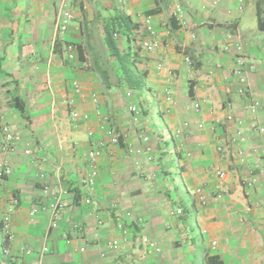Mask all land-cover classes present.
<instances>
[{
    "label": "crops",
    "instance_id": "crops-1",
    "mask_svg": "<svg viewBox=\"0 0 264 264\" xmlns=\"http://www.w3.org/2000/svg\"><path fill=\"white\" fill-rule=\"evenodd\" d=\"M61 1L0 0V116L11 128L17 148L6 158L13 174L0 182V214L9 198L17 200L10 221L11 253L1 257L3 264H35L48 217L30 218L28 213L44 201L43 183L68 187L77 182L89 148L86 132L91 129L96 138L106 137L95 131L92 104L73 94L74 79L85 94L100 98L107 126L120 132L122 142L109 146L99 159L91 206L83 205L80 187L74 196L67 195L57 228L47 234L50 253L44 264H193L209 255H217L222 264H264V175H259L264 170V139L249 131V118L239 111L244 101L257 100L256 124L264 127V5L257 16V0H243L241 10L237 0H219L214 6L211 0H65L72 19L64 33H57L54 22ZM175 3L184 7V28L171 18ZM117 13L138 25L130 40L113 37L119 51L132 54L137 71L144 75L143 91L129 90L140 108L137 124L127 111L128 90L118 82V64L103 43V28ZM145 16H151L157 32L158 45L151 52L141 45L148 40L142 33ZM236 42L242 43L247 63L254 68L244 97L237 94L229 73L236 52L232 46L224 51ZM67 43L75 47V62L66 59ZM183 56H189L190 65ZM158 64L161 74L156 73ZM96 69L108 71V89ZM13 95L23 100L24 115L9 107ZM69 99L75 110L90 114L88 122L70 121ZM230 110L247 126L249 140L244 144L231 142L235 128L225 121ZM184 121L204 122L206 128H184ZM211 125L216 126L214 133ZM142 135L149 138L151 160L143 152ZM23 148H30L36 159L24 156ZM130 148L142 152L131 153ZM238 149L244 152L243 162L236 157ZM216 168L227 174L221 200L212 192ZM252 176H258L256 186L245 188L243 182ZM197 186H203L208 197L203 207L192 195ZM176 207L187 209L186 220L174 215ZM95 216L102 225L96 224ZM118 222L129 228V235L117 231ZM141 233L160 251L143 249L136 239ZM111 239L119 242L115 251L105 247ZM211 241L217 242L215 248ZM23 248L33 254L22 255Z\"/></svg>",
    "mask_w": 264,
    "mask_h": 264
},
{
    "label": "built area",
    "instance_id": "built-area-1",
    "mask_svg": "<svg viewBox=\"0 0 264 264\" xmlns=\"http://www.w3.org/2000/svg\"><path fill=\"white\" fill-rule=\"evenodd\" d=\"M219 0H211L212 5H216ZM243 0H237L238 9H242ZM171 18H173L181 28H184L187 19H186V13L184 10V7L181 3H175L172 6L171 10ZM72 19L71 13L68 11V8L66 7L65 0L61 1L59 12L57 13L55 17L54 22V28L57 33H64L67 30V26L69 22ZM142 33H145L148 37V40H143L141 42L142 48L146 52L153 51L157 45V32L153 28L151 16H145L143 20L142 25ZM113 37H116V33L113 34ZM231 46L233 47L235 53L234 62L232 67L230 68V75L234 79L236 85H237V94L240 96H246L248 94V73L251 72L254 68L252 65L247 63V58L243 54V45L241 42H236L234 44H230L229 46H226L224 48V51H228ZM66 50V59L68 62H75L76 61V55H75V47L73 44L68 43L65 45ZM183 61L185 64L190 65L191 59L189 56H183ZM49 63V62H48ZM163 71V67L161 64H158L156 66V73L161 74ZM172 74L168 73V77H171ZM71 88L73 94L78 97V99L81 102H89L92 104L94 108V115L97 118V123L95 126V131L100 132L103 134H106L105 138H96L94 130L89 129L86 132L87 138L89 139V148L85 154V160L84 164H82L81 167V174L79 177V180L75 183H71L68 185V187L63 186H57L54 183L50 182H44L41 189H40V196L43 198V202L33 205L29 210V217L34 218L37 214H44L48 217V222L46 226V232L42 237L43 244L36 252V261L35 264H44L43 258L45 255L50 253V250L45 244V240L47 238V234L57 228V218L59 214L65 209L67 206L66 197L67 195L74 196V190L76 188H81L84 190V195L81 198V201L83 205L85 206H91V196L95 192L97 181L99 177V159L101 158L103 152L109 147V146H118L120 144V132L116 131L114 128H108L107 126V118L102 113V108L100 104V98L94 94H85L82 90V85L80 81L74 79L71 81ZM124 98L127 102V111L130 115L131 121L133 123L139 122L140 117V108L136 99V96L131 91H127L124 94ZM166 100H169V96ZM51 110L55 108V102L52 97L51 101ZM67 107L69 108V119L72 123H76L78 121L82 122H88L90 119V114L87 112H79L74 109V100L69 99L66 102ZM259 102L257 100L252 101H244L239 111L246 114V116L249 118V124L248 127L245 125L244 121L241 120V118L236 117L233 112L230 110L226 116L225 121L227 123H230L234 126L235 130L233 133V136L231 138V142L238 143V144H244L249 140V135L246 132V127L249 128V131H251L255 136L263 138L264 139V127L259 126L256 124V114L257 110L259 108ZM194 112L198 113L199 108L198 106L193 107ZM107 126V127H106ZM193 126V128L197 131H202L206 128V125L204 122H198L195 124H191L189 121L182 122V127L184 128H190ZM209 130L214 133L216 130L215 125L209 126ZM180 130L179 128L175 131V134H179ZM0 135H1V141H0V154L4 155L3 158L0 159V182L8 179L12 174V167L8 161L9 156L14 155L17 152V148L15 146V140L13 136V132L8 124H6L3 120V117L0 116ZM141 142L146 145L143 152L146 153L148 160L152 159L153 150L148 145L149 138L147 135L140 136ZM59 147L61 149V145L59 144ZM216 150L219 152L222 150V144L221 142H218L216 145ZM131 153L139 154L142 152L140 148H130ZM21 153L24 156H27L29 158H32L35 160V155L33 154L32 150L30 148H23L21 150ZM236 157L239 160V162L244 161V152L241 149H238L236 151ZM60 172V169L58 170ZM259 175H264V170H259ZM213 176L216 180V184L212 190L213 196L217 200H221L226 195V190L223 188V182L227 177V174L224 170L216 168L213 171ZM40 178L44 179L45 175L40 174ZM258 181V176H252L249 177L247 180L243 182V186L245 188H253L256 186ZM192 195L196 201V204L198 206H204L207 202V195L203 188V186H197L192 190ZM9 206L0 214V228H1V239H0V264H3L1 257L2 256H9L11 253V243L14 239V234L10 231V221H11V215L13 212V208L15 205H17V200L13 197L9 198ZM181 207H176L174 210V215L178 216L181 214ZM95 221L98 226L102 225V220L98 216H95ZM77 229H81L80 226H76ZM116 229L118 232H120L124 237L129 235V228L124 226L123 223L118 222L116 224ZM202 233H205V230L202 231ZM139 244L145 249L146 251L150 252H159L160 248L157 246V244L151 240L149 237H147L144 233L138 234L136 237ZM217 242L211 241L210 247L215 248ZM105 247L110 251H115L119 247V242L116 240H108L105 243ZM81 252L84 251V248L80 249ZM21 254L24 256H31L33 254L32 250L29 248H23L21 249ZM104 257V253L101 255Z\"/></svg>",
    "mask_w": 264,
    "mask_h": 264
},
{
    "label": "trees",
    "instance_id": "trees-1",
    "mask_svg": "<svg viewBox=\"0 0 264 264\" xmlns=\"http://www.w3.org/2000/svg\"><path fill=\"white\" fill-rule=\"evenodd\" d=\"M262 5H264V0H257L256 3L257 16H259V14L261 13ZM137 27L138 25L134 23L128 15L124 13L114 14L113 16H110L108 18L103 28L104 29L103 43L107 49L108 56L113 57L118 64V69L120 74L118 82L122 84L123 88H125L126 90L128 91L132 90L139 93L144 89V85L142 83L144 75L139 74V72L137 71L132 54L120 52L116 44V41L113 38V34L116 33L119 35H123L126 39H129L130 33L132 32V30H134ZM78 56L79 58L81 57L80 54ZM96 71L100 76L102 85L106 89H108V84H109L108 71L100 70V69H96ZM9 107L15 109L21 115L25 114L24 102L16 95H13L11 97L9 102ZM121 142H122V136L120 137V143ZM74 192L76 193V190H74ZM181 209H182L181 214L178 215L177 217H181L182 220H186L185 214L187 212V209L183 210L182 207ZM193 264H222V262L217 255H209L205 257V259L198 260V262L194 261Z\"/></svg>",
    "mask_w": 264,
    "mask_h": 264
},
{
    "label": "rangeland",
    "instance_id": "rangeland-1",
    "mask_svg": "<svg viewBox=\"0 0 264 264\" xmlns=\"http://www.w3.org/2000/svg\"><path fill=\"white\" fill-rule=\"evenodd\" d=\"M111 128H113V127H111ZM166 135H168V132H166ZM169 149L171 150L172 149V144L170 143V145H169ZM208 200V199H207ZM201 207H203V206H201Z\"/></svg>",
    "mask_w": 264,
    "mask_h": 264
}]
</instances>
